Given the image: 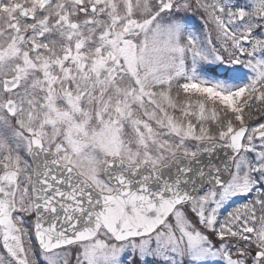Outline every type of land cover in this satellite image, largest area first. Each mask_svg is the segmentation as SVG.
Listing matches in <instances>:
<instances>
[{
  "label": "snow or ice",
  "instance_id": "snow-or-ice-1",
  "mask_svg": "<svg viewBox=\"0 0 264 264\" xmlns=\"http://www.w3.org/2000/svg\"><path fill=\"white\" fill-rule=\"evenodd\" d=\"M0 264H264V0H0Z\"/></svg>",
  "mask_w": 264,
  "mask_h": 264
}]
</instances>
